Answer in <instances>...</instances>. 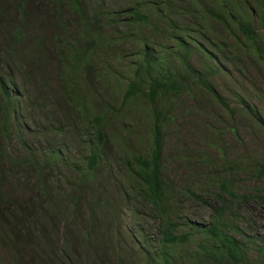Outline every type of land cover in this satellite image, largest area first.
<instances>
[{
  "label": "trees",
  "instance_id": "1",
  "mask_svg": "<svg viewBox=\"0 0 264 264\" xmlns=\"http://www.w3.org/2000/svg\"><path fill=\"white\" fill-rule=\"evenodd\" d=\"M129 1L132 5L127 9L113 13L106 0H0V251L8 255L10 264H177L176 250L190 235H177L180 224L166 213L169 198L177 200L169 195L172 188L164 168V139L175 106L197 94L210 96L231 117L247 115V124L256 120L264 131L258 109L246 96L237 94L236 106L231 108L212 83L220 75L247 80L244 66L258 69L264 79V0H258L253 17L244 0ZM121 22L138 29L133 45L134 56L140 60L131 65L133 72L123 99V86L117 88L115 94L121 99L117 114L109 103L93 107L97 100L102 106V93L109 91L108 75L101 72L98 80L100 72L95 70L93 58L104 50L113 57L125 52L120 40L106 31ZM141 31L148 32V37H142ZM166 42L171 44L165 47ZM51 64L55 65L62 101L56 100L60 110L53 111V117L43 118L51 121L48 127L36 132L23 118L24 110L41 105L44 112L53 101L50 95L41 97L40 90L31 101L32 82L42 86ZM138 100L145 105L141 116L151 128L150 147L144 154H126L114 163L123 170L122 176L135 184L137 194L132 198L165 215L154 248L148 235L136 242L132 232L128 233L132 243L127 245L120 235V218L111 205L116 200L131 203L132 198L121 197L123 191L117 195L111 191L118 181L106 155L113 137L108 132L107 115L114 112L118 119L128 104ZM35 132L34 138L48 142L46 148L23 141V135L29 138ZM61 134L76 143L75 149L86 148L75 179L68 178L75 165L66 163V149L56 140ZM14 135L22 143L16 153L10 147ZM185 161L192 164L188 156ZM251 164V174L264 182V162ZM220 184L231 201L256 199L264 207V186L249 196L233 191L229 180ZM217 201L221 206L215 209L210 224L200 226L184 219L190 229L204 235L196 251L184 252L181 264H244L252 240L242 241L247 239L244 231L224 218L231 206L222 198ZM83 205L88 218L83 217ZM69 212L79 219L77 230L75 223L68 222ZM107 227L113 230V238L104 240L101 231ZM237 235L244 236L239 239ZM257 252L264 261V246Z\"/></svg>",
  "mask_w": 264,
  "mask_h": 264
},
{
  "label": "rangeland",
  "instance_id": "2",
  "mask_svg": "<svg viewBox=\"0 0 264 264\" xmlns=\"http://www.w3.org/2000/svg\"><path fill=\"white\" fill-rule=\"evenodd\" d=\"M91 0H87L90 2ZM249 7L250 16L255 15L258 9V0H244ZM109 11L113 13L122 12L127 9L132 3L129 0H106L105 2ZM151 5V4H149ZM115 18H124L123 16ZM256 27L258 23L255 22ZM107 35L120 40V45L124 47L125 52L118 57H113L110 54L102 51L97 53L93 58V65L99 74L98 80L102 75H108L109 91L103 92L102 106L97 100L93 107L102 108L105 103L109 106L116 107L117 114L120 110L121 99L115 94L117 88L122 85L120 96L123 99L126 91V83L132 75V66H135L139 61V57L134 56L133 39L138 35V29L133 28V25L125 26L123 22L117 25H112L106 29ZM148 32L141 31V36L147 38ZM162 43L158 37H154ZM171 43L166 42L165 47ZM133 45V46H131ZM137 45V44H136ZM134 52V53H133ZM99 54V55H98ZM98 55V56H97ZM198 66V64H197ZM55 65H49L45 72V82L42 86L32 82L34 97L40 90V96L50 95L53 101L47 106L43 112V106L38 105L31 107L30 111L24 110V119H28L33 131H42L43 127H48L50 120H44L53 117V111H59L60 105L57 101H62L59 93H57V84L55 82L56 73L54 72ZM242 73L247 80L243 81L241 76L234 81L225 75L214 77L212 83L217 87L220 94L228 101L231 108L236 106L234 97L246 96L249 103L255 106L264 121V79L258 73L259 70L253 67H243ZM122 78V82H121ZM101 82V81H100ZM120 84V85H119ZM119 89V88H118ZM231 90H237L231 93ZM101 93V92H100ZM99 93V94H100ZM119 98V102L117 101ZM42 100V98H41ZM113 101V102H111ZM93 105V103H92ZM100 105V106H99ZM145 105L140 100L128 104L122 115L117 119L114 118V112L108 108V119L110 121V129L108 132L112 134V142L110 141L106 150V155L111 158L109 168L115 172L118 186L111 191L114 195L120 194L123 191V196L131 198L137 194V188L132 180L127 176L123 177V170L114 161L120 160L126 154H144L150 147L152 141L151 128L146 121V117H142ZM148 113L149 109H148ZM60 115V114H59ZM58 115V116H59ZM172 117V116H171ZM47 118V119H48ZM247 115L231 117L228 111L222 108V105L213 101L208 96L197 94L194 98H185L181 103L175 106L170 127L168 128L164 139V168L166 181L169 182L172 190L170 203L166 206L167 216L175 223H179L180 227L177 235H190V240L176 250V261L180 263V258L185 253H192L199 247L201 239L204 235L197 229L193 231L190 227L184 224V219L190 220L191 223L207 225L212 222L215 209L219 208L220 202L217 198L225 200L226 206H231L232 210L227 211L224 218L228 224H236L240 230L244 231L247 239H243L244 243L252 244L246 247V259L244 264H264L260 259V254L257 252L258 247L264 246V207L261 206L258 200H241L240 202L233 200L224 194L221 188V180H229L233 191L240 195L253 196L258 193V189L264 186V182L259 181L256 176L251 174L252 162H264V131L256 125V120L247 124ZM233 119H235L233 121ZM145 120V121H144ZM39 126V128H38ZM235 128V131L233 130ZM209 135H206V131ZM32 133L29 138L23 135V141L35 145L38 148H46L47 141L36 139ZM49 133V129L45 132ZM22 135V131L21 134ZM53 137V135H50ZM30 139V140H29ZM58 143L62 144L66 163L75 165L72 167V172H69L68 178L75 179L77 168L80 167L82 154L86 153V148L75 149L72 140L66 139L64 134L58 135ZM78 146V145H77ZM11 152H19L22 148L21 140L18 135H14L13 142L10 145ZM80 152V154H79ZM198 158L196 157V155ZM188 156V162L185 158ZM210 178V181L208 180ZM185 188H190L196 192L203 200L200 201L197 197L186 191ZM117 216V223L120 228V235L127 245H131L132 238L128 235L133 233L136 242L142 240L144 236H149L150 245L154 248L158 245L160 237V227L165 215L162 213L152 212L151 206L144 204L139 200L131 199V203L124 200H116L111 203ZM84 218H88V211L85 205L82 206ZM68 222L75 223V229H78L79 219L75 220V215L69 212ZM101 237L104 240L113 238V230L105 228L102 231ZM242 239L244 235H237ZM254 244V245H253ZM257 246V248H255ZM94 248L98 251V247L94 244ZM134 249L138 251V245L134 244ZM95 253V250H94ZM92 249L89 252V259L92 258ZM95 255V254H94ZM8 255L0 251V264H10ZM175 262V261H174ZM91 264H95L92 262Z\"/></svg>",
  "mask_w": 264,
  "mask_h": 264
}]
</instances>
